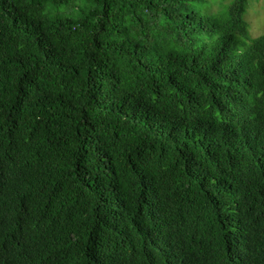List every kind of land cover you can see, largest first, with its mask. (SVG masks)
Returning a JSON list of instances; mask_svg holds the SVG:
<instances>
[{
    "label": "trees",
    "instance_id": "1",
    "mask_svg": "<svg viewBox=\"0 0 264 264\" xmlns=\"http://www.w3.org/2000/svg\"><path fill=\"white\" fill-rule=\"evenodd\" d=\"M199 1L0 0V264H264V35Z\"/></svg>",
    "mask_w": 264,
    "mask_h": 264
},
{
    "label": "rangeland",
    "instance_id": "2",
    "mask_svg": "<svg viewBox=\"0 0 264 264\" xmlns=\"http://www.w3.org/2000/svg\"><path fill=\"white\" fill-rule=\"evenodd\" d=\"M199 1L196 3V9L204 14H215L219 11V3ZM248 24L251 39L254 40L264 35V0H248V10L244 16Z\"/></svg>",
    "mask_w": 264,
    "mask_h": 264
}]
</instances>
